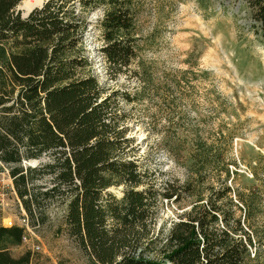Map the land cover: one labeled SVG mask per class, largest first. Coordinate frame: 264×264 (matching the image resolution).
Instances as JSON below:
<instances>
[{
  "label": "trees",
  "instance_id": "1",
  "mask_svg": "<svg viewBox=\"0 0 264 264\" xmlns=\"http://www.w3.org/2000/svg\"><path fill=\"white\" fill-rule=\"evenodd\" d=\"M22 2L0 0V173L8 171L31 227L46 225L47 207L59 203L56 232L73 240L89 264H264V237L253 226L264 219L260 198L237 194L235 203L227 186L203 197L190 192L188 182L191 209L173 222L161 258L148 259L142 250L158 198L180 204L182 193L173 185L160 194L131 159L134 141L119 110L120 100L131 97L101 84L86 49L88 17L102 8L100 55L110 80L130 72L140 76L132 70L141 47L133 0H49L27 18L18 11ZM243 2L264 35V0ZM195 143L197 158H183L188 168L216 150L201 136ZM180 151L183 145L173 141V155ZM31 161L40 163L24 166ZM218 164L212 159L210 167ZM120 188V198L109 191ZM25 236L19 226L0 224V264H34L30 251L11 254Z\"/></svg>",
  "mask_w": 264,
  "mask_h": 264
},
{
  "label": "rangeland",
  "instance_id": "2",
  "mask_svg": "<svg viewBox=\"0 0 264 264\" xmlns=\"http://www.w3.org/2000/svg\"><path fill=\"white\" fill-rule=\"evenodd\" d=\"M133 4L139 12L135 37L141 47L132 70L140 76L130 72L110 80L100 55L102 8L88 17L86 49L101 84L131 97L119 102L127 138L134 141L131 159L138 160L149 186L160 194L173 190V185L182 193L180 204L158 198L154 222L149 224L152 233L142 247L145 256L155 260L162 256L173 222L191 209L190 192L207 197L213 188L217 192L227 186L235 203L237 194L248 201L260 198L259 214H264V35L243 0H133ZM22 5L18 9L24 17L28 12ZM197 136L216 143V150L208 161L198 159L188 168L183 158L189 159V154L197 158ZM185 138L189 143L184 144ZM173 141L184 147L179 157L173 155ZM212 159L220 164L210 167ZM5 173H0V194L6 196L0 208L15 213ZM188 182L190 192L184 190ZM109 191L123 195V188ZM62 214L59 203L48 206V223L13 254L30 251L34 264H89L73 240L57 234ZM237 216L244 219L243 213ZM253 226L264 237V219H256ZM260 242L264 261V239Z\"/></svg>",
  "mask_w": 264,
  "mask_h": 264
},
{
  "label": "crops",
  "instance_id": "3",
  "mask_svg": "<svg viewBox=\"0 0 264 264\" xmlns=\"http://www.w3.org/2000/svg\"><path fill=\"white\" fill-rule=\"evenodd\" d=\"M9 187H10V190L12 192V195L13 196H10L11 198V202L12 204L11 205H15V207L17 208L16 209V212L14 213L10 208L9 209H2L0 208V224L3 226V227H6V228H9L10 226L5 224V221L6 220H10L12 222H14L16 224V226L19 225L20 223V219L22 218V216L26 215V212L22 206V203L21 201L19 200L18 196L16 195V193L14 192V188H13V182L12 180L9 181ZM17 248H14V249H11V254L14 258H18L20 257L22 254L20 255H15L13 254V252L16 250Z\"/></svg>",
  "mask_w": 264,
  "mask_h": 264
},
{
  "label": "built area",
  "instance_id": "4",
  "mask_svg": "<svg viewBox=\"0 0 264 264\" xmlns=\"http://www.w3.org/2000/svg\"><path fill=\"white\" fill-rule=\"evenodd\" d=\"M6 173L3 174V176H5L7 179H9V181L11 180L9 175H8V171L6 170L5 171ZM6 196H2L0 194V203L4 204L5 203V199ZM4 206V205H3ZM9 226L12 227V226H16V224L12 221H10L9 223ZM19 227L23 228L26 232V236L24 237L23 239V244L24 245H27L29 244L32 236H34V233L36 232L34 228L31 227L30 225V221H29V218L27 217V215H24L22 216V218L20 219V223L18 225Z\"/></svg>",
  "mask_w": 264,
  "mask_h": 264
},
{
  "label": "bare ground",
  "instance_id": "5",
  "mask_svg": "<svg viewBox=\"0 0 264 264\" xmlns=\"http://www.w3.org/2000/svg\"><path fill=\"white\" fill-rule=\"evenodd\" d=\"M47 0H24L22 8L29 12L32 9L40 6L41 4L45 3Z\"/></svg>",
  "mask_w": 264,
  "mask_h": 264
},
{
  "label": "water",
  "instance_id": "6",
  "mask_svg": "<svg viewBox=\"0 0 264 264\" xmlns=\"http://www.w3.org/2000/svg\"><path fill=\"white\" fill-rule=\"evenodd\" d=\"M48 1L49 0H47L45 3H47ZM45 3L41 4L40 6L34 8V9H32L31 11H29L27 13V15L24 16V18H27L30 15V13H32V11H34L35 9L42 8ZM19 9H18V11H20ZM39 163H40V161H31V162H25L24 165L28 164L29 167H33L34 168V167H37Z\"/></svg>",
  "mask_w": 264,
  "mask_h": 264
}]
</instances>
